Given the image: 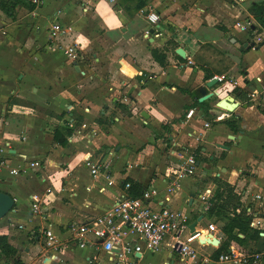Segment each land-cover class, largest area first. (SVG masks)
<instances>
[{
    "label": "crops",
    "instance_id": "obj_1",
    "mask_svg": "<svg viewBox=\"0 0 264 264\" xmlns=\"http://www.w3.org/2000/svg\"><path fill=\"white\" fill-rule=\"evenodd\" d=\"M251 1L93 0L88 7L85 0H45L40 6L25 0L9 13L0 7V146L11 142L10 164L26 167L17 176L7 169L0 172V190L15 199L13 210L2 217L7 226L0 235L8 236L9 243L18 250L21 264H41L46 260L45 227L51 225L57 234L67 238L65 225L110 208L122 191V182L130 179L142 187L152 182L159 188L166 187L171 181L167 175L182 163L174 142H190L194 147L200 144L198 163L202 167L197 176L183 179L170 193L171 207L184 212L189 225L203 215L199 228H206L213 219L217 226L214 235L221 243V223L206 218L208 213L202 211L198 197L205 187L215 192L214 180L218 177L234 186L242 207L251 210L252 220L260 221L259 228L250 223L251 227L264 232V96L260 94L254 100L249 96L255 90L261 92L264 86V43L241 50L245 43L253 42V37L235 25L245 19L259 24L249 13ZM84 6L89 11H84ZM235 7L248 16L236 20ZM151 10L158 12L164 29L163 35L155 38L145 34L149 27L145 14ZM55 23L72 30L56 33L52 29ZM171 40L177 44H171ZM74 41L80 43L84 54L77 61L64 53ZM156 47L166 53V66L152 56L151 50ZM178 47L186 50L183 60L176 53ZM230 55L241 61L236 62ZM210 63H218V71ZM205 69L237 81L232 91L222 89L219 81L210 89L218 95V102L230 96L238 103L234 111L227 110L229 116L222 121L215 122L214 115L210 118L212 123H223L219 133L217 126L205 128L200 120H186L190 107L199 109L192 106V93L206 86ZM86 76L92 79L87 87L74 82ZM155 80L162 90L180 99L179 105H162L155 98L143 105L140 96L151 89ZM74 98L76 104H72ZM19 105H36L44 111L38 115ZM72 105L82 106L79 113L85 119L83 123L73 120L76 112H69L74 109ZM218 106V114L226 110ZM66 112L70 113L67 119L59 117ZM67 125L74 130L67 145L62 146L54 141V131ZM163 126L167 127L164 138H145L144 131L156 134L164 130ZM193 130L200 140L187 138L186 133ZM143 141H149L145 148ZM112 149L116 161L95 178L86 160L109 161ZM121 157L126 162L120 165ZM35 160L41 166H29ZM142 161L149 163L144 165ZM106 175L114 178V185H108ZM33 194L40 198L42 217H33ZM250 244L261 254L255 264H264V239L251 240ZM219 245L200 248L212 254ZM89 254L88 249L71 243L60 256L64 264H88ZM8 260L15 264V258ZM102 262L98 264H109L105 259ZM142 262L193 264L182 260L167 245L154 254L146 252Z\"/></svg>",
    "mask_w": 264,
    "mask_h": 264
},
{
    "label": "built area",
    "instance_id": "obj_2",
    "mask_svg": "<svg viewBox=\"0 0 264 264\" xmlns=\"http://www.w3.org/2000/svg\"><path fill=\"white\" fill-rule=\"evenodd\" d=\"M93 0H85V3L91 7ZM115 3L116 0H108ZM237 3L248 0H234ZM45 0H32L35 6H40ZM87 6H84V11H89ZM149 27L146 29V37H158L163 35L162 20L158 12L151 10L145 14ZM236 27L243 31H252L258 33L259 29L263 31L253 37V42L249 44L258 46L264 43V24H255L252 19L237 21ZM52 29L56 33L64 34L72 30V27H64L61 23H55ZM81 51L79 42H72L65 49L64 53L72 60L77 61L79 52ZM219 82L231 81L237 84L235 80H227L225 75H215ZM264 96V86L260 91H254L249 96L251 100L258 96ZM226 111V112H225ZM218 114V111H211L214 115V121H222L229 116V112L225 110ZM203 110L197 107H190L186 111V120L204 118ZM212 122L206 119L203 126L210 127ZM196 130L187 132V138H196L200 140V136L196 134ZM201 134H203L201 132ZM179 158L182 160L180 166L171 171L167 176L171 181L164 188H159L152 182L144 186L140 196L131 194L132 183L130 181L122 182V191L117 197L115 203L103 213L94 216H85L83 220H74L65 225V230L69 236L63 238L61 234H57L53 227L47 226L44 229L46 236L45 241V259L59 257L61 253L68 247L69 244H74L78 248L88 249L90 254L87 257L88 264L101 263L103 259L113 264H147L142 262L144 254H154L160 251L163 245H167L172 251H177L182 260H195L197 264H220L223 262H232L235 264H255L261 257L258 253H246L237 248L230 246L228 252L214 258L212 254L203 253L201 248L203 245H212L208 242L202 244L199 239L207 238L210 233L214 234L217 230L215 223L210 222L206 228L196 226L197 234L194 235L188 223V216L170 205V193H172L187 177L197 176L200 163L196 149L190 142H174ZM11 142L6 141L3 146H0V172L7 169L11 175L17 176L26 167H13L9 162ZM87 166L90 168L91 174L98 178L102 175V170L108 169L111 165L110 160H102L93 163L90 159L86 160ZM29 166H41L39 160L29 163ZM28 166V167H29ZM108 185H114L115 180L111 175H106ZM91 187H89V190ZM104 189V188H103ZM51 190H49L50 192ZM165 192V193H163ZM215 192L210 187H205L199 193L201 201V209L208 212L212 206L211 199ZM259 198L260 195H257ZM33 217L43 215L40 207V198L37 194L31 196ZM158 201L159 204H158ZM248 212L252 214L251 210ZM254 227H260V221L254 218L251 221ZM263 235L264 232H261ZM197 243V246L194 243ZM177 248H179L177 250ZM9 256H6L0 248V264L8 263ZM44 259L42 264L44 263ZM14 264V263H11Z\"/></svg>",
    "mask_w": 264,
    "mask_h": 264
},
{
    "label": "trees",
    "instance_id": "obj_3",
    "mask_svg": "<svg viewBox=\"0 0 264 264\" xmlns=\"http://www.w3.org/2000/svg\"><path fill=\"white\" fill-rule=\"evenodd\" d=\"M24 2L25 0H0V7L5 12L9 13L18 4H24ZM249 13L254 16L259 24H264V0L251 1ZM170 43L177 44L174 40H171ZM151 53L161 66L167 65V55L163 50L153 48ZM178 57L182 59L179 55ZM205 72L207 75L205 77L206 81L215 76L209 69H205ZM202 88L203 87H200L193 91L194 102L192 106H201L204 110L206 109L205 111L208 113L211 106L207 105L205 101L199 102L200 96H198V93ZM73 120L76 121L77 119L73 117ZM233 126H235V124ZM73 130L74 128L68 125L57 127L54 131V141L62 146L67 145L68 136L72 135ZM197 149V158H200ZM128 181L132 183L131 194L136 197L140 196L144 187L130 179H128ZM214 181L217 184V189L211 199L212 206L207 213L209 217L221 223V231L224 234V238H222L220 245L213 251L212 256L218 258L220 254L228 252L230 245L236 246L243 252H245L244 248H246L250 253H259L260 251L253 249L250 242L251 240H257L259 238L264 239V236L260 235L261 231L259 229L251 227L250 223L253 216L247 211V208L242 207L240 196L235 193V188L231 183L218 177H216ZM238 209H240V211H238ZM239 234H243V237ZM0 248L6 256L15 258V264H21L17 255L18 250L9 243L8 236L5 234L0 235Z\"/></svg>",
    "mask_w": 264,
    "mask_h": 264
},
{
    "label": "rangeland",
    "instance_id": "obj_4",
    "mask_svg": "<svg viewBox=\"0 0 264 264\" xmlns=\"http://www.w3.org/2000/svg\"><path fill=\"white\" fill-rule=\"evenodd\" d=\"M233 10L236 12V17H235V19L236 20H238V19H244V18H246L247 16H248V14H247V12H244L243 13V11L242 10H240L239 8H237V7H235V8H233ZM259 32L258 33H252V32H250V31H244V32H247V34H248V36H249V38H252V37H254L255 35H258L260 32H262L263 30L262 29H259L258 30ZM248 38V39H249ZM157 48V47H156ZM158 49H160V48H158ZM80 54H79V58L78 59H83L84 58V54L82 53V52H79ZM69 58V57H68ZM213 63H210V65H212ZM213 67H214V69L216 70V71H218V63H214V65H212ZM90 81H92V79H90L89 77H85V79L84 80H80V81H78V80H74V82H76V84H80V83H84L85 84V87H87V85H90L89 84V82ZM223 84H222V86H221V88L222 89H227V90H229V91H232V89L234 88V84H233V82H231V81H225V82H222ZM161 84H159V81L158 80H155L154 82H153V85L151 86V89L150 90H147L145 93H143V95L142 96H140L141 98H142V100L144 101V103H143V105H145V103L146 102H149L150 100H152V98H155V99H158L160 102H162L161 104L162 105H171V106H174V105H179V102H180V99L177 97V96H175L172 92L171 93H168V91H166L164 88H163V90L161 89ZM168 87V86H167ZM169 88V87H168ZM155 91V93H152V91ZM122 95H124V94H122ZM217 102H218V95H214V96H212V97H210L209 99H207V100H205V103L207 104V105H210L211 106V108H210V110H209V112L207 113L205 110H204V108H202L201 106H199V109H201V110H203V112H204V114H205V117L204 118H201L200 119V121L204 124V122L206 121V119H209V121L211 122V119L210 118H212L213 116V114H211V111H216V106H217ZM77 103V98H74V101L72 100V104H76ZM133 105V104H132ZM20 107H23L24 109H26V110H28L29 112H31V113H36V114H38V115H41V114H43V111L40 109V107H38V106H36V105H19ZM73 107H74V109L73 110H69V112L71 113V111H73V112H76V114H73L74 116V118H76L77 120H78V123H83V121L85 120L84 119V117H83V115L82 114H80L79 113V111H83L82 110V106H80L79 107V105H72ZM118 106H120V107H124V105L123 104H119ZM77 108H79V110L77 111L76 109ZM81 108V109H80ZM69 112H66V113H63V115L62 116H59L60 118H63L64 116L66 117V119H67V117L69 116ZM173 112V111H172ZM69 113V114H68ZM77 113H79V115L77 114ZM167 114L168 115H171V113L168 111L167 112ZM165 115L166 117H168V115ZM46 116H48V114H46ZM211 128H213V126H217V131H218V133L219 132H221L222 131V126H223V123H211ZM140 127V126H139ZM163 128H164V130H160V132H158V133H154L153 134V132H151L150 130H147V131H144L143 132V134H144V136H145V138H147L149 141H150V136L151 135H157V138L156 139H161V138H164L165 136V132H166V130H167V127H164L163 126ZM208 130V129H207ZM210 130V129H209ZM129 136H130V138H133V136L131 135V134H128ZM148 141V142H149ZM148 142H145L144 143V141L142 142V147L143 148H145L146 146H147V143ZM140 145V144H139ZM123 147H126L127 149H129V150H132L128 145H125V146H123ZM201 145L199 144L198 145V149H197V152H198V156L200 155V157H201ZM111 148H114V145L111 147ZM100 151H97V153H99ZM110 152H112V154H111V156L109 157L110 158V162H112V163H114L115 161H116V156L117 155H115V152H114V154H113V149L110 151ZM118 152H116V154H117ZM122 160V161H121ZM121 160H120V165H121V162H126V158H124V157H121ZM142 160H145V158L143 157L142 158ZM108 161V160H107ZM143 162V164L144 165H148L147 164V162L149 163V161H142ZM127 163H128V161H127ZM131 164H130V162L128 163V166H130ZM134 166H136V164H134ZM161 166H159V168H160ZM202 167V166H201ZM201 167H199V169H198V172L200 173V171H201ZM141 169V168H140ZM141 172L143 173V174H147V170H144V169H141ZM205 184L203 183V185L201 186V187H203ZM201 207V206H200ZM8 215V214H7ZM206 218L208 219V214L206 215ZM214 220L212 219L211 220V222H213ZM207 223V220L205 221V224ZM210 223V222H209ZM208 223V224H209ZM207 224V225H208ZM13 225V224H12ZM7 225H6V220H5V218H0V232L1 231H3L4 230V228L6 227ZM196 246H197V243L195 242L194 243ZM189 261H191V263H193V264H196V262H195V260H189ZM64 263H66V261H65V259H64V257L61 255V256H59V257H56V258H51V260L50 259H48V258H46V260L44 261V263L43 264H64ZM103 263V262H102ZM183 263V262H182ZM35 264H40V262H38V263H35ZM42 264V263H41ZM82 264H84L83 262H82ZM109 264H113V263H109Z\"/></svg>",
    "mask_w": 264,
    "mask_h": 264
},
{
    "label": "water",
    "instance_id": "obj_5",
    "mask_svg": "<svg viewBox=\"0 0 264 264\" xmlns=\"http://www.w3.org/2000/svg\"><path fill=\"white\" fill-rule=\"evenodd\" d=\"M254 47V44H249V43H245L243 45V47L241 48V50H245L246 48H252ZM176 53L182 57V58H186L187 57V53H186V50L183 48V47H178L176 49ZM230 57L232 59H234L236 62H240L241 59L240 57L236 56V55H230ZM207 76V75H206ZM205 76V77H206ZM218 77H212L210 78L207 82H206V86L202 88V90L200 91V98H199V102H203L207 99H209L210 97L214 96V92L210 91V89L216 85L218 83ZM226 101L222 100L220 102H218V105H227V108H222L220 106V108L222 109H226L228 110L229 112H232L234 111V109L238 106V103L234 101V98L233 97H230V96H227L226 98ZM144 116L146 115L145 113L143 114ZM233 138V135L231 136ZM220 147H222L223 149H229V146L225 145V144H219ZM14 205H15V199L7 192L5 191H2L0 190V218L2 217H5L10 211L13 210L14 208ZM203 218V215L200 216L198 218V220L192 222L190 225H189V228L191 230V232L196 235L197 234V231H196V226L198 224V222ZM199 242L202 243V244H205L206 242L212 244V245H219L220 243V239L218 237H216L214 234L210 233L208 235V237L205 239V238H200L199 239ZM179 248H177L178 250Z\"/></svg>",
    "mask_w": 264,
    "mask_h": 264
}]
</instances>
